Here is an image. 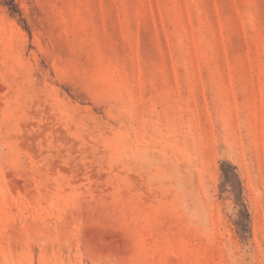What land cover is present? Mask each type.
<instances>
[{"label": "rangeland", "instance_id": "rangeland-1", "mask_svg": "<svg viewBox=\"0 0 264 264\" xmlns=\"http://www.w3.org/2000/svg\"><path fill=\"white\" fill-rule=\"evenodd\" d=\"M0 264H264V0H0Z\"/></svg>", "mask_w": 264, "mask_h": 264}]
</instances>
